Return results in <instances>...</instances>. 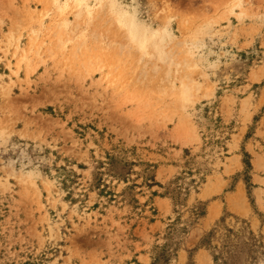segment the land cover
<instances>
[{"label": "rangeland", "instance_id": "obj_1", "mask_svg": "<svg viewBox=\"0 0 264 264\" xmlns=\"http://www.w3.org/2000/svg\"><path fill=\"white\" fill-rule=\"evenodd\" d=\"M210 104L233 127L227 156L204 143ZM117 144L156 163L163 187L139 177L114 201L72 200L58 167L82 174L77 198ZM186 149L212 169L199 193L179 180L189 195L175 190ZM216 252L264 264V0H0V264H217Z\"/></svg>", "mask_w": 264, "mask_h": 264}, {"label": "trees", "instance_id": "obj_2", "mask_svg": "<svg viewBox=\"0 0 264 264\" xmlns=\"http://www.w3.org/2000/svg\"><path fill=\"white\" fill-rule=\"evenodd\" d=\"M217 111L218 110L215 107V104H210L205 108V116L211 117V126L208 128L206 136H204V143L205 145L218 146V153H224V156H227V143L231 140V130L233 127L231 124H226L222 115ZM254 120H257V117H255ZM226 129H228L227 132H225ZM250 136L251 133L248 132L246 134V138H249ZM203 150H205V147L202 148V151ZM243 155L244 175L249 189L254 186V184L251 182V173L253 170L251 163L252 157L251 154L245 149L243 150ZM185 156L187 159L184 169L178 172L179 175L175 177V182L177 183L175 190H177L178 193L182 192V190H185L187 191V195H189L191 193V188L184 187L183 183L178 182L179 180L190 177L189 182L194 184L192 187L193 190L196 193H199L201 186L207 182V176L212 169L205 168L202 170L199 167L191 166V163H196V161L193 160L196 155H193L190 149L185 150ZM104 157V159L95 160L96 164L92 171V177L86 181L88 187H82L84 192H78L77 198H74L72 193L74 192V189L83 185L82 174L75 171L73 168L68 166V164L58 167L59 177L62 179L61 182L65 187L70 188V190H68V196L71 197L72 200L80 199V201H84L85 198L88 197L89 190H96L98 195L100 197H106L108 202L114 201L118 197H124L126 193H130L131 191H135L137 188H141L142 185L138 184L137 182L139 177L143 179L142 184H144V186L150 190L156 185L163 187V185L156 180L155 172L158 165L151 161H146L140 158L135 147L128 148L124 144H117L114 145L111 150H106ZM137 166L142 167L141 171L136 170ZM79 167L83 169L87 168V166L81 164ZM134 175L136 176L135 178H133ZM114 181L118 183L123 182L126 184L121 193L116 192L113 189ZM138 193H141V191ZM157 194L158 192L156 190L152 191V195L156 196ZM133 199L136 203L140 204L137 198L134 197ZM98 204L99 202L96 203V205ZM151 209L154 213L157 211L154 206H151ZM206 213L207 209L205 207L197 208L195 212L198 218L205 216ZM227 237L229 236L227 235ZM207 243L209 245L211 244L210 241H207ZM227 245L228 244H225L224 247H227ZM214 261L217 264H237V257L236 254H232L229 256V258H227L224 257L220 252H216L214 254Z\"/></svg>", "mask_w": 264, "mask_h": 264}, {"label": "bare ground", "instance_id": "obj_3", "mask_svg": "<svg viewBox=\"0 0 264 264\" xmlns=\"http://www.w3.org/2000/svg\"><path fill=\"white\" fill-rule=\"evenodd\" d=\"M84 2V1H83ZM122 20L123 22L129 27V31L132 34V36L139 42L142 43L144 45V42L146 43V41H153L156 44L157 49H161V42L157 41L156 39L150 38V37H155V35L153 33H151V36L148 35L146 33V31L144 30L143 27H139L136 23V21L134 20L133 17L131 16H127V15H123L122 16ZM140 45V44H139ZM146 46V45H145ZM155 47V50H156ZM145 48V47H144ZM185 86V85H184ZM188 87V86H187ZM184 88V87H182ZM185 89V88H184ZM188 91V90H187Z\"/></svg>", "mask_w": 264, "mask_h": 264}]
</instances>
